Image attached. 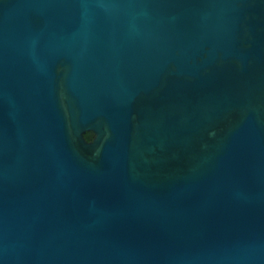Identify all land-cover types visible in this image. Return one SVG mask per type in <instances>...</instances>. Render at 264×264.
Wrapping results in <instances>:
<instances>
[{"label":"water","instance_id":"water-1","mask_svg":"<svg viewBox=\"0 0 264 264\" xmlns=\"http://www.w3.org/2000/svg\"><path fill=\"white\" fill-rule=\"evenodd\" d=\"M0 264H264V0H0Z\"/></svg>","mask_w":264,"mask_h":264}]
</instances>
